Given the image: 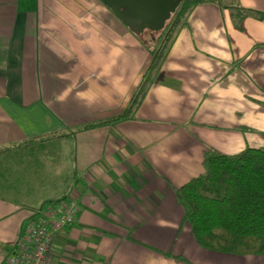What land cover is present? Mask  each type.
<instances>
[{
  "label": "crops",
  "instance_id": "obj_1",
  "mask_svg": "<svg viewBox=\"0 0 264 264\" xmlns=\"http://www.w3.org/2000/svg\"><path fill=\"white\" fill-rule=\"evenodd\" d=\"M219 1L190 11L131 118L112 122L152 46L99 0H0V264L69 198L47 264H264L199 248L175 198L205 152L264 148V0H237L252 13L240 29ZM30 181L60 193L36 204Z\"/></svg>",
  "mask_w": 264,
  "mask_h": 264
},
{
  "label": "trees",
  "instance_id": "obj_2",
  "mask_svg": "<svg viewBox=\"0 0 264 264\" xmlns=\"http://www.w3.org/2000/svg\"><path fill=\"white\" fill-rule=\"evenodd\" d=\"M203 4L221 5L219 0H182L157 36L149 31L139 35L141 38L147 33L150 38L146 42L153 40L150 60L133 99L112 122L131 118L176 33L184 25L185 17L195 6ZM223 7L228 10L236 29L252 15L241 8L237 0ZM201 167L202 174L175 191L183 222L188 225L196 245L214 253L264 259V148H246L233 156L207 151Z\"/></svg>",
  "mask_w": 264,
  "mask_h": 264
},
{
  "label": "built area",
  "instance_id": "obj_3",
  "mask_svg": "<svg viewBox=\"0 0 264 264\" xmlns=\"http://www.w3.org/2000/svg\"><path fill=\"white\" fill-rule=\"evenodd\" d=\"M77 212L71 198L45 205L18 234L4 264H47L51 244L70 227Z\"/></svg>",
  "mask_w": 264,
  "mask_h": 264
},
{
  "label": "water",
  "instance_id": "obj_4",
  "mask_svg": "<svg viewBox=\"0 0 264 264\" xmlns=\"http://www.w3.org/2000/svg\"><path fill=\"white\" fill-rule=\"evenodd\" d=\"M182 0H99L130 33L158 32Z\"/></svg>",
  "mask_w": 264,
  "mask_h": 264
},
{
  "label": "rangeland",
  "instance_id": "obj_5",
  "mask_svg": "<svg viewBox=\"0 0 264 264\" xmlns=\"http://www.w3.org/2000/svg\"><path fill=\"white\" fill-rule=\"evenodd\" d=\"M160 32V31H158ZM154 33V32H153ZM147 33H144V35L140 36L142 39H144L143 41L146 42V35ZM148 45L152 46L151 49L153 48V45L151 42H147ZM60 184L59 182L56 184L52 183V186H49L50 188L44 189L41 186H36L33 185L32 181H30V183L28 185H26V187L24 188V190H26L25 192L28 193L27 197L31 198L33 200L34 203L37 204V202L40 200V198H45V196L49 195L50 192L51 194H57L60 193ZM50 190V191H49ZM60 196V195H59Z\"/></svg>",
  "mask_w": 264,
  "mask_h": 264
},
{
  "label": "flooded vegetation",
  "instance_id": "obj_6",
  "mask_svg": "<svg viewBox=\"0 0 264 264\" xmlns=\"http://www.w3.org/2000/svg\"><path fill=\"white\" fill-rule=\"evenodd\" d=\"M177 8H178V7H177ZM173 14H174V13H173ZM173 14H171L170 17H171ZM170 17H169V18H170Z\"/></svg>",
  "mask_w": 264,
  "mask_h": 264
}]
</instances>
